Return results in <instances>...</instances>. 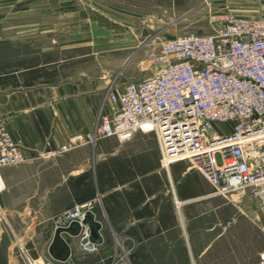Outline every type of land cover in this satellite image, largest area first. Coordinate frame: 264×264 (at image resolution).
Listing matches in <instances>:
<instances>
[{
	"label": "crops",
	"instance_id": "obj_1",
	"mask_svg": "<svg viewBox=\"0 0 264 264\" xmlns=\"http://www.w3.org/2000/svg\"><path fill=\"white\" fill-rule=\"evenodd\" d=\"M67 49V56L0 77V115L29 155L0 169V264H29V258L52 264H220L218 251L237 235L229 197L216 194L185 159L164 165L153 132L83 142L111 110L109 87L143 77L133 78L125 59L97 74H74V46ZM63 146L68 149L42 156ZM89 200L96 203L103 240L92 241L98 250L87 251L80 238L65 234L71 255L61 261L56 257L63 247H51L56 218ZM223 221H230L226 231ZM113 231L124 241H113Z\"/></svg>",
	"mask_w": 264,
	"mask_h": 264
},
{
	"label": "built area",
	"instance_id": "obj_2",
	"mask_svg": "<svg viewBox=\"0 0 264 264\" xmlns=\"http://www.w3.org/2000/svg\"><path fill=\"white\" fill-rule=\"evenodd\" d=\"M258 3L260 14H217L212 32H186L163 42L150 53L155 67L149 75L109 87L111 110L98 117L83 142L125 141L139 131L153 132L164 165L185 159L216 194L249 191L264 206V0ZM28 160L27 149L0 115V169ZM4 188L0 177V193ZM93 208L92 200L73 205L56 218V227L81 221ZM80 236L84 250H98L88 226Z\"/></svg>",
	"mask_w": 264,
	"mask_h": 264
},
{
	"label": "rangeland",
	"instance_id": "obj_3",
	"mask_svg": "<svg viewBox=\"0 0 264 264\" xmlns=\"http://www.w3.org/2000/svg\"><path fill=\"white\" fill-rule=\"evenodd\" d=\"M224 12L257 15L261 10L258 0H0V77L67 56L71 46L74 74H97L125 59L133 78L144 77L155 67L150 53L163 42L186 32L210 33L213 16ZM233 194L228 197L237 235L229 248L218 251V261L261 264L264 206L249 191ZM229 224L221 222L224 231ZM111 238L124 241L117 231Z\"/></svg>",
	"mask_w": 264,
	"mask_h": 264
},
{
	"label": "water",
	"instance_id": "obj_4",
	"mask_svg": "<svg viewBox=\"0 0 264 264\" xmlns=\"http://www.w3.org/2000/svg\"><path fill=\"white\" fill-rule=\"evenodd\" d=\"M88 226L90 230V239L94 242L103 240L101 229L102 223L96 218L94 211H87L81 221L73 220L68 225L57 226L52 239L51 247L61 245L63 247L62 254L57 259L66 261L71 255V247L65 234L72 237H78L81 233L82 226Z\"/></svg>",
	"mask_w": 264,
	"mask_h": 264
}]
</instances>
